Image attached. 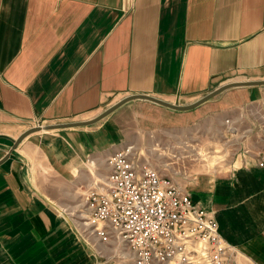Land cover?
Instances as JSON below:
<instances>
[{
  "label": "crops",
  "instance_id": "obj_1",
  "mask_svg": "<svg viewBox=\"0 0 264 264\" xmlns=\"http://www.w3.org/2000/svg\"><path fill=\"white\" fill-rule=\"evenodd\" d=\"M238 76L264 78V0H0V264H130L123 247L80 235L67 201L83 197L105 157L137 143L133 131L229 137L264 84L183 110L137 97L119 106L133 110L134 129L110 112L33 130L13 148L22 132L92 118L131 93L191 102ZM229 156L186 189L215 214L236 264H264V167L244 148Z\"/></svg>",
  "mask_w": 264,
  "mask_h": 264
},
{
  "label": "built area",
  "instance_id": "obj_2",
  "mask_svg": "<svg viewBox=\"0 0 264 264\" xmlns=\"http://www.w3.org/2000/svg\"><path fill=\"white\" fill-rule=\"evenodd\" d=\"M238 129L235 122L229 126ZM244 152L264 167V143L248 144ZM99 164L106 170L98 169L82 200L86 240L123 247L119 256L130 264H236L237 249L223 237L215 214L172 174L139 158L133 143Z\"/></svg>",
  "mask_w": 264,
  "mask_h": 264
},
{
  "label": "rangeland",
  "instance_id": "obj_3",
  "mask_svg": "<svg viewBox=\"0 0 264 264\" xmlns=\"http://www.w3.org/2000/svg\"><path fill=\"white\" fill-rule=\"evenodd\" d=\"M242 79H250V77L238 76L233 80ZM251 106L253 111H250V114L246 113L242 117L243 119L238 121L240 124L238 134H241L240 137H242L238 143L234 142L235 139L230 136L231 134L229 133L231 130L228 131L229 137L224 135L223 132H216L211 136L207 131L204 132L201 129H184L174 131L169 134L162 131H156L158 133H154V136L147 134L142 136V133L133 131V135L137 134L139 138L136 141L137 143L134 144L133 142L135 145L136 155L139 158L147 157L152 165L160 167L163 173H168L169 175L172 174L180 184L187 186L190 178L196 177V175H199L200 172L215 170V167L225 166L231 158L229 155H233L238 147L243 149L245 146L253 142L252 140L258 136L250 135V132L254 129L248 131L246 129L248 126L255 125L254 128L256 129L260 126L262 127L261 132H264V93L258 96L256 103L251 104ZM249 109L246 108L244 111L246 112ZM108 116L114 118L118 117L119 119H122L120 122H125L126 125H129L132 129H134V126L132 125L133 110L131 108H127V105L112 110V113ZM78 119H69L66 121ZM260 135L264 137V133H260ZM130 143L132 142H128V144ZM174 152L177 154L176 156L172 154ZM87 163L90 165V160H87ZM100 168L103 172H105L106 169L104 167ZM92 172L95 174L93 166ZM82 200L83 197L81 195L78 198L67 201L68 212H70L68 213V217L71 219L80 235H82V228L80 225L84 220V217L82 216Z\"/></svg>",
  "mask_w": 264,
  "mask_h": 264
},
{
  "label": "water",
  "instance_id": "obj_4",
  "mask_svg": "<svg viewBox=\"0 0 264 264\" xmlns=\"http://www.w3.org/2000/svg\"><path fill=\"white\" fill-rule=\"evenodd\" d=\"M264 84V78H257V79H242V80H228L227 82L220 84L212 90L206 92L204 95L198 97V99L191 101V102H183V103H177L170 100L163 99L157 95H150L145 92H137V93H131L127 94L126 96L122 97L120 100L114 102L113 104L109 105L106 109H104L101 113L94 115L92 118L88 119H78V120H70V121H63V122H48L46 124H36L32 127L28 128L24 132H22L17 139L13 142V148L16 147L19 143V141L28 135L29 133L33 132V130L37 129H48V128H63V127H70V126H78L83 124H91L94 121H97L105 116L108 115V113L112 112V110L116 109L117 107L121 106L124 102H127L132 99H137V97L140 98H146L149 100H154L162 105L172 107L174 109H191L193 107L198 106V104L212 98L214 95L218 94L220 91L227 89L228 87L232 86H242V85H253V84Z\"/></svg>",
  "mask_w": 264,
  "mask_h": 264
}]
</instances>
